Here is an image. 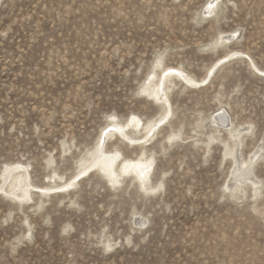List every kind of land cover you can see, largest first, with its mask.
<instances>
[{"label": "rangeland", "instance_id": "1", "mask_svg": "<svg viewBox=\"0 0 264 264\" xmlns=\"http://www.w3.org/2000/svg\"><path fill=\"white\" fill-rule=\"evenodd\" d=\"M207 1L0 0V173L24 164L38 187L77 175L110 116L162 115L140 91L159 59L200 81L246 56L200 89L175 80L170 123L144 150L108 142L154 158L153 193L93 173L29 205L0 195V264H264V78L250 65L264 71V0H219L210 17ZM220 34L232 41L212 49ZM218 112L246 130L240 145L213 131ZM224 145L255 157L250 181L228 187Z\"/></svg>", "mask_w": 264, "mask_h": 264}, {"label": "bare ground", "instance_id": "2", "mask_svg": "<svg viewBox=\"0 0 264 264\" xmlns=\"http://www.w3.org/2000/svg\"><path fill=\"white\" fill-rule=\"evenodd\" d=\"M216 0H208L204 6L206 12L204 14L212 16L217 15L219 4L212 9H209V4H214ZM216 18V17H215ZM231 35L220 34L215 40L212 49H215L219 43H229L232 41ZM245 54L242 52H232L217 60L214 65L209 69L207 77L198 81L195 78L189 76L181 68L164 67L161 66V60L159 59L155 63V70L148 75L143 85L140 88L141 93L151 102L157 104L162 111V115L157 119L144 123L139 117L135 115L129 116L124 122L117 120L115 116L109 117V122L105 129L100 134L97 143L93 151L82 160L78 174L72 177L67 182L61 184L48 185L46 187H38L31 182V177L28 172L27 166L24 164H8L1 170L0 173V195L8 198L16 205H29L32 202V195L37 194L39 197H49L51 195H61L70 193V190L75 189L79 184L81 178L90 176L93 173H100L105 178L108 184L113 187H118L123 183L125 179H130L136 183L142 190L146 192H154L158 190L157 185L151 184V176L154 171V158L152 156H146L144 148L149 146L159 134V132L167 125H169L170 116H172V106L169 101V92L174 81H180L185 86H190L194 89H200L208 79L211 78L212 74L218 69L222 62L227 61L231 58L245 59ZM250 65L264 78V71L259 70L255 64L250 60ZM159 69L160 73L157 75L156 70ZM171 70V71H170ZM170 113V114H169ZM161 114V113H160ZM161 119L165 120V123H160ZM213 123L216 125L213 130L215 133L220 134L225 132L231 140H236L237 144H241V136L243 135L244 129L234 127L232 121H228L223 113H217L212 118ZM108 130V131H105ZM135 133L143 134L141 137H135ZM247 134V133H246ZM216 135V134H214ZM221 135V134H220ZM177 133H171L168 135L166 141L171 142L175 139L180 138ZM118 139L121 143H126L129 146H139L142 150V154L136 158H126L122 152L118 149L112 151L107 150V144L111 139ZM216 138L212 137L211 141H215ZM103 141L102 150L99 154H95L94 150L100 146V142ZM227 155L233 160L234 172L232 173L228 187L235 186L237 183H246L251 180V174L246 170L249 166V162L253 161L255 157L252 155L248 161H243L238 158V150L235 147H228L224 145ZM238 149V148H237ZM144 168L143 177H141L140 169ZM105 173H109L113 180L106 177ZM56 176V175H55ZM54 176V177H55ZM79 176V179L76 177ZM59 177V176H58ZM53 178V177H52ZM55 179V178H54ZM75 181L72 187H67L68 183ZM50 183V182H49ZM161 183V182H160ZM257 182H252L256 184ZM59 189H66L61 191Z\"/></svg>", "mask_w": 264, "mask_h": 264}, {"label": "snow or ice", "instance_id": "3", "mask_svg": "<svg viewBox=\"0 0 264 264\" xmlns=\"http://www.w3.org/2000/svg\"><path fill=\"white\" fill-rule=\"evenodd\" d=\"M216 3H219V0H216ZM215 6H216L215 4H209L208 8H209V9H212V8H214ZM170 71H171V70H170ZM169 114H170V113H169ZM160 123H165V120H164V119H161ZM171 139H172V138H170V141H169V142H171ZM103 143H104V142L101 141V142H100V146H98V148H97L96 150H94V153H95V154H99V153L101 152ZM69 167H71V164H69ZM139 174L141 175V177H143V174H144V168H143V167H141V169H140V173H139ZM105 175H106V177H107L108 179L113 180V182H115L114 179H113V177H111V175H110L109 173H105ZM76 179H79V176H77ZM74 183H75V181H71V182H69L68 185H67V187H69V188L72 187ZM59 190L64 191V190H66V189H59ZM68 230H69V229H67V228L65 229V231H68ZM30 235H31V233H29V237H30Z\"/></svg>", "mask_w": 264, "mask_h": 264}]
</instances>
